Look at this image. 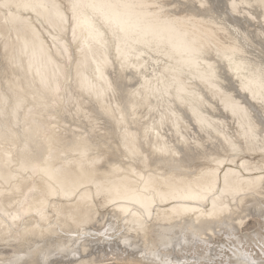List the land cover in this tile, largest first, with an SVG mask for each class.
<instances>
[{"label": "bare ground", "instance_id": "bare-ground-1", "mask_svg": "<svg viewBox=\"0 0 264 264\" xmlns=\"http://www.w3.org/2000/svg\"><path fill=\"white\" fill-rule=\"evenodd\" d=\"M182 1L0 0V264H264V32Z\"/></svg>", "mask_w": 264, "mask_h": 264}, {"label": "rangeland", "instance_id": "rangeland-1", "mask_svg": "<svg viewBox=\"0 0 264 264\" xmlns=\"http://www.w3.org/2000/svg\"><path fill=\"white\" fill-rule=\"evenodd\" d=\"M254 1L255 0H220V2H218V0H216V1L209 0L208 3H210L211 7L215 11L227 16L228 19L231 20L232 22H234L236 24H244L245 23L247 25L248 29H249V32L257 31V29H259L260 32H264V7L262 6V3H254ZM236 2H238V3H236ZM179 3H184V1L179 0ZM197 3H198L199 6H202V8H207V6L205 4H203V2H199L198 1ZM5 8H7V7H3L2 4L0 3V13L6 14L4 12V10H6ZM184 13L185 12H183L181 14H184ZM8 15L9 16L11 15V10H8ZM200 19H202V18H200ZM3 23L6 24L7 28H3V27L0 26V72L3 71V66L5 65L4 64L5 61H3V57H4L3 51H4V49L3 50L1 49L3 44L7 43V41H8L9 45L11 47H14L13 50H12L13 53H16V51H14V50H16V48H17V40L12 36V31H13L12 28H10V26L8 27L9 24L7 22H4V19L2 18V20H0V25L3 24ZM200 25L202 26V28L205 31V32L199 33L203 40H205V39L202 37V34L204 36L210 35L212 37H215L216 41L219 40V36L214 31V29L212 28L211 25L203 24L202 22H200ZM12 38H13V40H11ZM222 43H224V42H222ZM206 44L208 45V42ZM224 44L225 45H229L227 43H224ZM203 47H205V45H203ZM222 49H223V47H222ZM19 54L21 55V53H19ZM22 56H25V54H22ZM60 58H62V57L57 56V55H54V57H53V59L55 61H58ZM61 64H62V62H61ZM65 65H67L66 62H65ZM107 67L109 68V74L111 75V71H110L111 66H110L109 63L107 65ZM65 91H67V90H65ZM66 93L67 94H65V97H67L69 95L68 92H66ZM83 105L84 106H88L86 103H83ZM71 108H70L71 109L70 112H68V113H72L73 114L74 113L73 107H71ZM47 115H48L49 120H53V121L55 120V122H58L60 124L58 129L55 128L56 132H60V133L64 134L63 132L65 131V129L67 127L68 128H73L74 127L72 124H68V123L66 124V122H61L64 119L59 117L57 114H53V115L50 114V116H49V114H47ZM82 127L86 128L85 125L82 126ZM84 132L88 135L90 131H88V132L84 131ZM260 157H261V155L254 156V157H252V159L256 161ZM244 159H246V160L247 159H251V157L250 156H245ZM240 162L241 161L237 160V162H236L237 164L236 165H239ZM234 165L235 164H227L225 167H222L221 168V172H220V176H222L223 172L226 171L227 167H231V166H234ZM17 179H18V181H21L23 178L19 175ZM36 180H37V178L33 177V181H36ZM92 190H94L93 187H92ZM102 198H103V196L99 195L98 197H94V201H95V204H97V209L96 210L98 212L102 213V214H105L110 209V205L102 206L101 205V201H102L101 199ZM70 199H74V198L72 197ZM54 200L57 203L66 201L64 199H61V201H58V197H56ZM157 208H159V206L155 207L154 209H157ZM48 209L50 210V214L51 213L54 214L53 212H51V208L50 207ZM55 217L56 216H53L51 218V220L54 219ZM259 220H261V219H258V218H255V217L248 218L244 222L242 227H241L242 228V232L247 233V234L250 233L249 235H252L251 233H253V231H255V230H258V228H259V224H258ZM260 231L262 233H264V229L263 230L260 229ZM255 248L257 250V246H255ZM3 250L5 251L6 249H3ZM8 251H10V250L8 249ZM94 264H105V263H94ZM107 264H127V263H125V262H115L114 263L113 262V263H107ZM128 264H136V263H128Z\"/></svg>", "mask_w": 264, "mask_h": 264}, {"label": "snow or ice", "instance_id": "snow-or-ice-1", "mask_svg": "<svg viewBox=\"0 0 264 264\" xmlns=\"http://www.w3.org/2000/svg\"><path fill=\"white\" fill-rule=\"evenodd\" d=\"M262 3H264V0H261Z\"/></svg>", "mask_w": 264, "mask_h": 264}]
</instances>
